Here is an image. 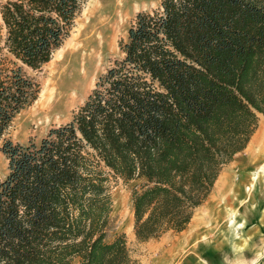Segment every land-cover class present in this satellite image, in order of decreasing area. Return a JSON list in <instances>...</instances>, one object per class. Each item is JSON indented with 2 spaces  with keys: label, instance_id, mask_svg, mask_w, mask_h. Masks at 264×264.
<instances>
[{
  "label": "trees",
  "instance_id": "1",
  "mask_svg": "<svg viewBox=\"0 0 264 264\" xmlns=\"http://www.w3.org/2000/svg\"><path fill=\"white\" fill-rule=\"evenodd\" d=\"M88 0L0 1V264H137L107 241L110 178L134 183L141 243L184 232L264 115V0H161L72 120L7 137Z\"/></svg>",
  "mask_w": 264,
  "mask_h": 264
},
{
  "label": "rangeland",
  "instance_id": "2",
  "mask_svg": "<svg viewBox=\"0 0 264 264\" xmlns=\"http://www.w3.org/2000/svg\"><path fill=\"white\" fill-rule=\"evenodd\" d=\"M160 3L161 0H88L70 37L51 62L40 70L25 68L40 87L39 97L49 85L54 93L46 106L36 104L38 97L23 110L7 137L24 145L30 141L38 143L51 129L70 122L98 78L122 58L120 43L127 39L137 15L152 12ZM72 40H76L73 49L68 45ZM262 124L264 115L259 116L258 128L247 149L223 168L220 176H226L229 188L219 189L218 178L212 194L194 214V224H204L203 239L210 245L217 242L221 248L204 246L201 239L178 247L173 239L181 233L173 231L159 239L139 242L134 233L132 207L135 184L114 177L109 182L112 212L107 241L124 235L130 256L137 264H264V142L257 141L262 137ZM258 170L259 175H254ZM7 173L8 161L0 150V179Z\"/></svg>",
  "mask_w": 264,
  "mask_h": 264
},
{
  "label": "crops",
  "instance_id": "3",
  "mask_svg": "<svg viewBox=\"0 0 264 264\" xmlns=\"http://www.w3.org/2000/svg\"><path fill=\"white\" fill-rule=\"evenodd\" d=\"M194 219H195V217L193 218L192 222L190 223V226H188L189 228L187 230H185L178 237H176V238L173 239L174 244L176 246H178V247H183V246H186L187 247V246L191 245L192 243H196L198 240L201 239V241H203V245L204 246H210V247H212L214 249L221 248V245H219V243L215 242V243H213V244L210 245L209 243H207V241H205V239H203L204 238V235L201 232L203 231V233H204L206 230L205 229H202L201 226H203L204 224L197 223V226L196 225L195 226L193 225L194 226L193 227L192 224H194L193 223L194 222ZM188 232H189V234H188ZM185 234H188V235L185 238H183V236ZM203 264H208V263L207 262H203Z\"/></svg>",
  "mask_w": 264,
  "mask_h": 264
},
{
  "label": "bare ground",
  "instance_id": "4",
  "mask_svg": "<svg viewBox=\"0 0 264 264\" xmlns=\"http://www.w3.org/2000/svg\"><path fill=\"white\" fill-rule=\"evenodd\" d=\"M120 1H122V2H125V1H127V0H120ZM99 5V4H98ZM79 33V32H78ZM76 36H77V34H76ZM76 40H72V42H70L68 45L71 47L72 46V49L73 48H75V46H76ZM67 44V43H66ZM67 45V47H69ZM66 48V47H65ZM66 50V49H65ZM64 50V51H65ZM63 50L61 51L62 53L64 52ZM60 52V51H59ZM58 52V53H59ZM56 56V55H55ZM54 56V57H55ZM53 65V64H52ZM53 89L54 88H52V86L51 85H49V86H47V88H44L43 89V91L41 92V94H40V97H39V100L36 102V104H38V106H46L47 104H48V102L51 100V98H52V96H53ZM34 110V109H33ZM43 112H45V111H43ZM262 126H263V132H262V137L260 136L258 139H257V141H259V140H261L262 142H264V125L262 124ZM261 172V170H258V172L257 173H255L254 175H256V176H258L259 175V173ZM253 180H254V178H253ZM218 184H219V189H221V188H223V189H228L229 188V185L228 184H226V176H221L220 178H219V181L217 182ZM233 188V187H232ZM249 190L251 191V189L250 188H246V191L247 192H249ZM233 218H235V214L233 213L232 214V217H231V219L233 220ZM194 223V222H193ZM197 223L198 222H196L195 221V224H194V226L196 225L197 226ZM193 226V227H194ZM188 234H189V232H188ZM188 234H185L184 236H183V238H185ZM180 240V239H179Z\"/></svg>",
  "mask_w": 264,
  "mask_h": 264
}]
</instances>
